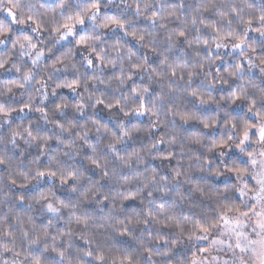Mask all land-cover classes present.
Returning a JSON list of instances; mask_svg holds the SVG:
<instances>
[{
	"label": "clouds",
	"instance_id": "obj_1",
	"mask_svg": "<svg viewBox=\"0 0 264 264\" xmlns=\"http://www.w3.org/2000/svg\"><path fill=\"white\" fill-rule=\"evenodd\" d=\"M0 264H264V0H0Z\"/></svg>",
	"mask_w": 264,
	"mask_h": 264
}]
</instances>
